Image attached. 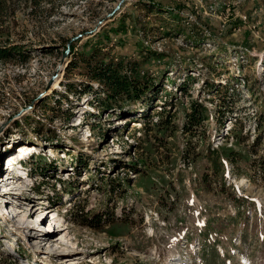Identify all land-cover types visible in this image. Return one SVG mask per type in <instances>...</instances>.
<instances>
[{"label": "rangeland", "instance_id": "374dc122", "mask_svg": "<svg viewBox=\"0 0 264 264\" xmlns=\"http://www.w3.org/2000/svg\"><path fill=\"white\" fill-rule=\"evenodd\" d=\"M2 9L0 45L28 58L0 63V173L35 154L0 181V264H264V0ZM95 47L139 65L142 100L97 106Z\"/></svg>", "mask_w": 264, "mask_h": 264}, {"label": "trees", "instance_id": "16d2710c", "mask_svg": "<svg viewBox=\"0 0 264 264\" xmlns=\"http://www.w3.org/2000/svg\"><path fill=\"white\" fill-rule=\"evenodd\" d=\"M3 2L4 0H0L1 10H3ZM31 2L37 4L39 0H31ZM6 42L9 41L6 40ZM90 53L85 61H87V66L90 68L91 78L102 85L103 90L107 93L106 100L97 104L103 112L109 113L113 109L112 105L108 106L110 101L115 104H119L121 101L135 103L142 100L151 90L152 83L150 84L146 76L140 74L138 64L133 66L130 62L125 63L123 59L116 61L114 57L107 59L109 56L107 54L101 56V51L96 47ZM23 55V46L21 45H0V63L19 58H23L25 61L28 57ZM152 55L155 54H151L149 57ZM68 89L72 92L71 85ZM88 91H91V88ZM207 114L208 109L204 104L193 102L191 112L186 115L184 132L191 134L194 132L193 130H198L208 120Z\"/></svg>", "mask_w": 264, "mask_h": 264}, {"label": "bare ground", "instance_id": "6f19581e", "mask_svg": "<svg viewBox=\"0 0 264 264\" xmlns=\"http://www.w3.org/2000/svg\"><path fill=\"white\" fill-rule=\"evenodd\" d=\"M29 147H32L31 149H35L34 147H33V145H31V146H25V145H22V146H20L19 148H21V150H20V152H19V154L20 155H16L15 157H19V156H21V155H25V154H27V153H29L30 151H31V149L29 150L28 148ZM36 150H37V148H36ZM16 153H17V151H16ZM10 156L8 157V159L7 160H5V162H7L8 160H10ZM15 161V159L13 158V159H11V162L10 163H12V162H14ZM13 164V163H12ZM18 172H20V171H18ZM22 174H24L23 172H22ZM0 179H2V180H0L1 181V183L2 182H4V180H3V178H0ZM12 180V179H11ZM14 180V179H13ZM12 180V181H13ZM17 182L18 181H13L11 184L13 185V186H15L16 184H17ZM7 187H8V185L7 186H5L4 188H5V192L8 190L7 189ZM12 189V188H11ZM10 192H12V191H10ZM53 217H55L54 215H53ZM55 219V218H54Z\"/></svg>", "mask_w": 264, "mask_h": 264}]
</instances>
